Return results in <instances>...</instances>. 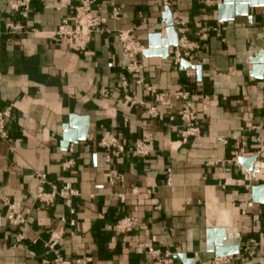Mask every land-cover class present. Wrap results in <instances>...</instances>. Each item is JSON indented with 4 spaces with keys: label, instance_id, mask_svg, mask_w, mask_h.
I'll return each mask as SVG.
<instances>
[{
    "label": "crops",
    "instance_id": "crops-1",
    "mask_svg": "<svg viewBox=\"0 0 264 264\" xmlns=\"http://www.w3.org/2000/svg\"><path fill=\"white\" fill-rule=\"evenodd\" d=\"M204 1L176 0L168 8L178 35L183 30L198 47L192 76L172 57L142 58L147 83L172 98V110L159 108L161 116L151 119L126 98L147 101L127 73L118 33L132 32L147 49L149 37L166 29L167 8L154 0H101L94 13L106 20V32L94 33L79 52L50 36L64 18L71 21L76 0L68 7L60 0H32L27 20L0 0V110L11 109L9 138L0 141V189L25 220L12 226L0 203V264H154L149 248L169 253L174 264H182L179 255L197 264H226L225 258L238 263L240 255L250 264H264V204L252 196V188L264 185V169L253 173L257 181L238 186L247 171L233 162L241 143L250 159L258 152L257 139L264 138V78L250 75V60L264 51V8L221 23L219 6ZM111 4L120 9L119 20L110 18ZM9 23L24 30L12 34ZM212 28L221 30L208 32ZM204 31L208 35L201 40ZM181 92L189 99H176ZM184 106L197 109L200 129L186 144L177 117ZM73 115L87 118L89 131L86 140L64 149L63 127ZM107 131L126 146L152 142L153 153L108 163L98 146ZM68 162L72 166L66 169ZM260 164L264 160L255 166ZM37 174L56 187L69 184L79 196L70 207L61 199L52 206L38 204ZM112 175L123 180L113 181ZM250 197L253 207L246 208ZM126 217L137 218L139 225L118 234L115 225ZM59 229L63 237L56 254L47 244ZM210 230H224L223 248L237 253L210 252Z\"/></svg>",
    "mask_w": 264,
    "mask_h": 264
},
{
    "label": "built area",
    "instance_id": "built-area-1",
    "mask_svg": "<svg viewBox=\"0 0 264 264\" xmlns=\"http://www.w3.org/2000/svg\"><path fill=\"white\" fill-rule=\"evenodd\" d=\"M9 7L10 11L14 14H18L22 19L27 20L32 11V0H4ZM101 0H76V5L71 12V21L64 18L58 28L50 33L53 40H66L68 44L79 52H84L91 40V36L94 33H104L106 32L103 26L106 20L98 17L94 10ZM164 9L171 7L172 3L176 0H154ZM64 7H68L69 0H60ZM207 6H220L222 0H205L203 2ZM120 9L111 4V15L112 20H119ZM174 21V20H173ZM8 30L12 34L22 32L24 26L19 24L9 23L7 25ZM220 28H212L211 32L218 33ZM185 32L180 31L181 37L179 36L178 46L174 49L169 50V57H172L176 65H180L182 62H187L189 66H192L194 61V56L192 52L198 47L195 44H190L186 37ZM208 33L204 31L200 35L201 40H206ZM118 40L122 46L123 52L127 57V73L134 78L135 84L142 88L147 101L137 98L135 95H127L126 98L129 100L130 106L143 108L145 115L151 119H158L161 114L159 108H166L169 111L172 110V98L163 92H160L157 88L147 83L145 78V65L143 63V53L146 47L132 32H119ZM193 70L188 72L189 76L193 75ZM122 86L125 92H127L128 81L126 78L122 80ZM179 100H188L189 94L187 92H181L176 96ZM11 117V109L7 108L0 110V141L8 140L7 133V123ZM177 117L182 123L183 131L181 134V142L186 144L192 138H197L200 134V129L198 126L199 113L197 109L184 106L181 110L177 112ZM173 121L174 117H170ZM242 146L238 148L235 153L233 162L239 165L240 158L251 157L250 154L245 152V143H241ZM98 146L105 152L106 161L110 163L113 159L120 158L124 155L130 156L132 158L144 159L149 157L153 153V143L144 142L141 140L136 141L131 146H126L121 143L115 134L107 131L101 136ZM258 152L254 156L256 158V163H261L264 160V138L257 139ZM72 166V162H68L65 168L68 169ZM113 181H122L120 176L112 175ZM256 180L255 175L252 171H247L244 174V179L236 182L238 186H245V183H252ZM36 188L34 193L35 202L45 206H52L57 199H61L66 206L70 207L72 200L79 196V193L74 190L69 184L56 187L51 185L44 174H37L36 176ZM257 181V180H256ZM251 189V186H248ZM0 203L2 207L7 208L8 215L7 220L12 226H20L25 223L23 217L17 212L16 207L5 197L2 196L0 189ZM246 208L253 207L252 197L246 202ZM246 212V210H245ZM73 213V212H72ZM64 222V220H62ZM74 226V223H71ZM139 225V220L134 217H126L117 222L115 225V231L118 234L124 235L129 234L137 229ZM63 237V230L59 229L54 231L48 241L47 247L57 253V246L60 244ZM253 247V246H252ZM247 248V254L249 257L254 255L253 248ZM148 255L150 261L154 264H174L173 258L169 253L162 254L159 250L155 248L148 249ZM238 263L232 261L231 258H225L226 264H250L243 256L237 258ZM58 261L61 259L58 257ZM66 264V263H64Z\"/></svg>",
    "mask_w": 264,
    "mask_h": 264
},
{
    "label": "water",
    "instance_id": "water-1",
    "mask_svg": "<svg viewBox=\"0 0 264 264\" xmlns=\"http://www.w3.org/2000/svg\"><path fill=\"white\" fill-rule=\"evenodd\" d=\"M250 8H264V0H223L218 7L219 21L227 23L233 21L235 17L247 16ZM165 31L159 34H153L149 37L148 48L143 53V57H160L167 59L169 50L178 46L179 35L174 27L172 12L169 9L165 11ZM253 67L251 78L262 80L264 78V51L260 52L255 58L250 60ZM181 67L185 71L194 69L187 62H182ZM200 75V68H195ZM89 131V120L79 116H71L68 124L63 127L62 147L68 149L71 144H77L87 138ZM256 158H240L239 164L246 170L252 171L254 174L260 173L264 169V164L256 165ZM253 200L256 203L264 204V185L255 186L252 188ZM224 236V230H210L208 232V250L216 252L218 257H227L237 253V248H223L221 237ZM217 237V239H215ZM214 245L218 248L214 250ZM176 260L182 264H197L194 258H188L185 255H179Z\"/></svg>",
    "mask_w": 264,
    "mask_h": 264
}]
</instances>
